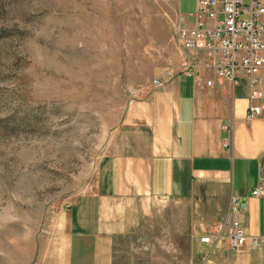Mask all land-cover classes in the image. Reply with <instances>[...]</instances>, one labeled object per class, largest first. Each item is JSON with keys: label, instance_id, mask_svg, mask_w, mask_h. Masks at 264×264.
Segmentation results:
<instances>
[{"label": "rangeland", "instance_id": "374dc122", "mask_svg": "<svg viewBox=\"0 0 264 264\" xmlns=\"http://www.w3.org/2000/svg\"><path fill=\"white\" fill-rule=\"evenodd\" d=\"M178 7L0 0V264H37L58 215L95 189L133 91L182 60ZM194 10L195 0H182L183 13ZM198 205L141 214L117 239L115 264H198Z\"/></svg>", "mask_w": 264, "mask_h": 264}, {"label": "crops", "instance_id": "0c3cea01", "mask_svg": "<svg viewBox=\"0 0 264 264\" xmlns=\"http://www.w3.org/2000/svg\"><path fill=\"white\" fill-rule=\"evenodd\" d=\"M214 81L197 87L178 77L131 105L95 189L58 215L54 237L37 246V264H115L117 239L135 230L141 214L178 202L204 211L197 223L209 241L197 237L198 264H264V120L245 121L248 81ZM234 198L246 204L236 218L260 246L235 251L218 242Z\"/></svg>", "mask_w": 264, "mask_h": 264}, {"label": "built area", "instance_id": "2783aa9c", "mask_svg": "<svg viewBox=\"0 0 264 264\" xmlns=\"http://www.w3.org/2000/svg\"><path fill=\"white\" fill-rule=\"evenodd\" d=\"M178 1L175 33L182 60L134 90V101L143 100L178 77L191 78L197 87L209 88L214 86V79L233 85L246 80L250 105L245 121L251 124L264 120V0H195V10L189 13L182 12V0ZM224 147L230 148L229 140ZM262 192L258 189L254 196ZM245 205L242 199L234 198L230 222L221 224L218 242H227L235 251L247 249L250 243L254 247L262 244L250 241L244 225L236 218Z\"/></svg>", "mask_w": 264, "mask_h": 264}, {"label": "water", "instance_id": "95a60500", "mask_svg": "<svg viewBox=\"0 0 264 264\" xmlns=\"http://www.w3.org/2000/svg\"><path fill=\"white\" fill-rule=\"evenodd\" d=\"M262 178L264 179V167H263V175H262Z\"/></svg>", "mask_w": 264, "mask_h": 264}]
</instances>
